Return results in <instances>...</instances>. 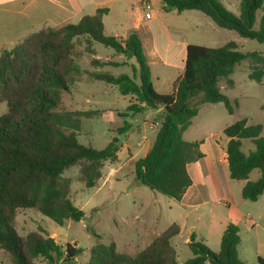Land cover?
Segmentation results:
<instances>
[{"label": "trees", "instance_id": "16d2710c", "mask_svg": "<svg viewBox=\"0 0 264 264\" xmlns=\"http://www.w3.org/2000/svg\"><path fill=\"white\" fill-rule=\"evenodd\" d=\"M161 1L165 13L199 11L217 27L264 46V0H241L239 15L229 11L221 0ZM108 12L99 9L78 24L33 33L0 54V104H7V112L0 117V250L13 264H34L39 258L47 264H77L84 254L81 248L58 244L42 228L22 237L16 228L17 218L23 211L34 210L61 227L69 221L80 222L85 213L70 198L65 171L80 166V181L92 189L102 178L104 164L119 160L118 137L102 150L79 141L82 118L92 113L62 109L64 96L72 94V86L81 75L73 59L77 40L85 38V51L90 56L95 54V43H99L124 58L123 62L106 63L93 59L94 66L120 68L135 61L132 76L109 72L89 76L116 86L122 96L133 97L135 103L127 112L137 115L147 108L163 109L156 139L146 156L135 162L134 174L140 185L175 201H180L192 185L188 166L203 159L200 143L183 138L199 107L223 103L228 113L234 114V106L221 93L219 84L226 81L228 87H234L231 76L244 61L250 63V80L261 83L264 79V53H243L235 42L221 48L189 45L184 74L173 93L159 94L152 83L140 35L132 32L126 39L106 35L103 18ZM129 127L125 122L118 134L123 135ZM223 133L229 139L226 153L230 177L246 181L242 197L256 202L264 195L263 127L242 119ZM244 141L253 144L255 150L246 154ZM255 170L260 171V178L250 181ZM179 234L180 227L173 224L136 255L119 252L115 243L96 244L90 260L83 264H179L172 246V239ZM240 243L239 228L234 224L224 231L217 253L194 234L188 243L192 258L183 264H247L239 258ZM258 264H264V258H258Z\"/></svg>", "mask_w": 264, "mask_h": 264}, {"label": "rangeland", "instance_id": "374dc122", "mask_svg": "<svg viewBox=\"0 0 264 264\" xmlns=\"http://www.w3.org/2000/svg\"><path fill=\"white\" fill-rule=\"evenodd\" d=\"M122 1L129 15L128 20L122 17V5L115 9L112 19L119 21L122 18L125 23L130 21L120 32L123 35L128 34L132 26L131 21L137 18L136 8L140 6V0ZM221 2L233 14L239 15L241 0H221ZM150 13L153 23L158 25L153 35L161 50L170 48L173 38L175 41H188L192 45L207 48H221L229 42H235L243 53L254 51L264 53L262 44L241 38L236 32L217 27L199 11H186L181 14L165 13L162 10V1L152 0ZM107 28L110 34L109 25ZM85 46V38L75 43L73 59L80 67L81 75L76 78L72 86V94L64 96L62 109L93 114L82 118V126L78 133L82 144L102 150L113 138L118 137L122 143L119 151L120 165L106 162L102 168V178L92 189H87L80 181V166H73L65 171L64 178L70 180V198L85 213L80 222L69 221L61 227L34 210H27L20 213L16 223V228L22 237L42 228L49 234H54L58 244L64 247L70 244L81 248L84 254L78 258L77 264L90 260L91 249L96 244L115 243L122 253H139L145 246L141 245L134 251L125 249L123 246L127 239L130 242L137 241L138 232L143 231L145 226L152 225L156 227L157 232H164L176 222L175 215L169 210V204L173 203V200L140 185L134 174V161L142 158L148 146L156 139L158 129L151 130L150 125L156 121L160 122L163 114L150 108L137 115L127 112L132 97L122 96L116 86L96 81L89 76V73L103 71L116 76L121 74L132 76L131 66L120 68L94 66L91 64L90 53L85 51ZM94 49L102 58L101 61L122 60L114 50L99 43H95ZM149 66L156 92L171 94L175 88V81L184 71L174 68L171 59L155 61L151 58ZM250 72V63L244 61L236 67L231 76L234 87H228L226 81H221L219 84L221 93L227 96L234 106L233 115L228 113L223 103L203 104L199 107V116L192 120L194 124L190 130L196 131L197 136H205L212 132L216 136L220 134V137H225L221 134V128L247 119L249 125L263 127L264 137V79L261 83L252 81L249 79ZM6 112L7 104H0V117ZM126 114L128 117H124ZM125 122L129 123L130 127L120 136L118 131ZM142 142L143 146L140 145ZM130 147L132 152H129ZM243 150L248 154L250 150H255V146L245 141ZM133 157L134 160L130 162ZM119 168L120 171L114 174L113 171ZM259 177V170L253 171L250 175L251 181ZM172 244L181 263L192 258V252L185 244L184 237L173 239ZM0 264H13L8 254L2 250H0ZM34 264H47V262L39 258Z\"/></svg>", "mask_w": 264, "mask_h": 264}, {"label": "crops", "instance_id": "0c3cea01", "mask_svg": "<svg viewBox=\"0 0 264 264\" xmlns=\"http://www.w3.org/2000/svg\"><path fill=\"white\" fill-rule=\"evenodd\" d=\"M150 4L152 5V0H150ZM120 5H124L122 0H0V54L12 50L33 33L51 28L58 29L68 24H78L83 17L92 16L97 10L105 8L109 10L103 18L106 35L126 39L132 32H137L140 35L148 63L151 58L155 61L171 59L174 68L184 71L187 47L192 44L188 41H175L172 38L170 48L161 50L153 35L158 25L153 23V17L151 20L144 18L145 12L141 6L136 8L137 18L135 21H131L132 26L128 30V34H120L123 27L130 22L125 23L122 18L119 21L112 19L115 9ZM121 9L122 17L124 16L125 20H128L129 15L125 6ZM108 25L110 34L107 30ZM91 58L92 60H102L96 51L94 55H91ZM120 58L122 60L110 62H123V56L120 55ZM133 65H135V61L131 60L127 66ZM131 103H135L133 97ZM157 112L163 114V109H159ZM199 114L200 112L194 119ZM193 124L194 122L183 133V138L188 142L200 143L203 159L188 166L192 185L180 201L173 200V203L169 204L170 212H173L176 217L174 224L180 227V234L175 238L184 237L185 244L188 245L192 235L195 234L197 240L204 242L217 253L221 248L224 231L228 225L234 224L239 228L241 237L238 248L240 259L247 264H258V258H264V195L256 202L247 201L242 197V190L247 182L231 179L226 153L229 139L223 133L228 126L221 128V134L225 137H220V134L216 136L212 132L205 136H197L196 131L190 130ZM151 143L143 157L149 152L154 142ZM140 145L143 146V142ZM244 147L245 141L243 149ZM131 150L132 147L129 152ZM118 158L116 165H120V152ZM133 160L134 157L130 159V162ZM119 171L120 168L113 172L115 174ZM112 174L109 176L111 177ZM249 180L251 181L250 178ZM162 233L157 232L155 226H145L143 231L138 232L137 241L130 242L127 239L123 247L134 251L144 245L145 249ZM50 235L55 239L54 234ZM55 241L57 242L56 239ZM117 248L119 251L118 245ZM124 254L136 255L138 253L127 252ZM178 262L183 264L179 258Z\"/></svg>", "mask_w": 264, "mask_h": 264}, {"label": "built area", "instance_id": "2783aa9c", "mask_svg": "<svg viewBox=\"0 0 264 264\" xmlns=\"http://www.w3.org/2000/svg\"><path fill=\"white\" fill-rule=\"evenodd\" d=\"M141 9L145 12L144 14V18L146 20H151L152 19V15L150 13L151 11V4H150V0H140L139 1ZM160 122L156 121L154 124L150 125L151 130H155V129H159L160 128Z\"/></svg>", "mask_w": 264, "mask_h": 264}]
</instances>
